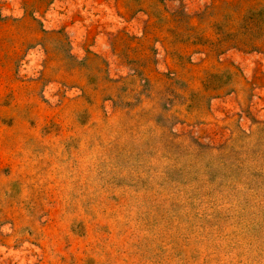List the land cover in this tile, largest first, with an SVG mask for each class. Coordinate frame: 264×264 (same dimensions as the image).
Masks as SVG:
<instances>
[{
  "label": "rangeland",
  "instance_id": "374dc122",
  "mask_svg": "<svg viewBox=\"0 0 264 264\" xmlns=\"http://www.w3.org/2000/svg\"><path fill=\"white\" fill-rule=\"evenodd\" d=\"M0 264H264V0H0Z\"/></svg>",
  "mask_w": 264,
  "mask_h": 264
}]
</instances>
